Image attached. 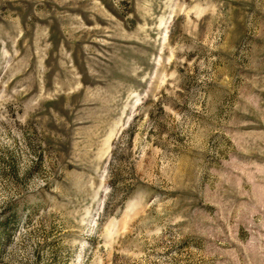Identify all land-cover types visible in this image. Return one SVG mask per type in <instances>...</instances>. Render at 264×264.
Wrapping results in <instances>:
<instances>
[{"label":"rangeland","instance_id":"374dc122","mask_svg":"<svg viewBox=\"0 0 264 264\" xmlns=\"http://www.w3.org/2000/svg\"><path fill=\"white\" fill-rule=\"evenodd\" d=\"M0 264H264V0H0Z\"/></svg>","mask_w":264,"mask_h":264}]
</instances>
